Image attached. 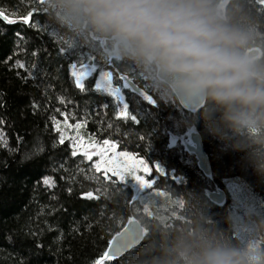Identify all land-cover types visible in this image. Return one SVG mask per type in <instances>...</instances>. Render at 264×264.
Here are the masks:
<instances>
[{
	"label": "trees",
	"instance_id": "trees-1",
	"mask_svg": "<svg viewBox=\"0 0 264 264\" xmlns=\"http://www.w3.org/2000/svg\"><path fill=\"white\" fill-rule=\"evenodd\" d=\"M47 2L48 12L39 0H0V11L15 20H0V132L6 140V145L0 143V264H95L130 218L145 228L144 242L103 264H137L145 245L160 247L177 227L191 226L200 217L230 234H248L251 221L246 213L251 209L264 214V179L246 161L245 153L212 134L199 118L200 110L185 112L177 100L165 101L152 93L134 65L106 63L102 54L107 42L58 22ZM237 2L258 33L249 51L259 49V58L264 57V6L256 0H233ZM29 12L25 23L23 17ZM68 38L98 52L93 61L97 71L84 80L83 91L69 71L77 58L68 56ZM16 61L25 67H17ZM101 69L112 71L119 84L121 76L130 78L155 101L123 90L128 111L139 123L117 118L113 98L95 90ZM131 97L137 102L132 103ZM66 117L73 126L81 124L86 141L107 140L120 152L144 160L152 169L151 200L134 199L133 189L115 176L105 178L95 169L94 159L81 152L72 156L70 144L58 142L56 124ZM194 131L201 135L209 156L211 179L199 171L185 148L184 141ZM156 165L165 175L156 172ZM44 177L54 186L43 184ZM230 185L237 196L228 192L225 205L208 199L209 191L228 190ZM89 192L92 198L83 195Z\"/></svg>",
	"mask_w": 264,
	"mask_h": 264
},
{
	"label": "clouds",
	"instance_id": "clouds-1",
	"mask_svg": "<svg viewBox=\"0 0 264 264\" xmlns=\"http://www.w3.org/2000/svg\"><path fill=\"white\" fill-rule=\"evenodd\" d=\"M47 7L58 22L105 40L103 58L140 69L160 99L202 101L208 130L244 152L264 179V57L249 52L258 33L238 2L48 0ZM246 217L244 236L197 218L160 247L145 245L137 264H264V214L250 209Z\"/></svg>",
	"mask_w": 264,
	"mask_h": 264
},
{
	"label": "snow or ice",
	"instance_id": "snow-or-ice-1",
	"mask_svg": "<svg viewBox=\"0 0 264 264\" xmlns=\"http://www.w3.org/2000/svg\"><path fill=\"white\" fill-rule=\"evenodd\" d=\"M260 5L264 6V0H258ZM40 4L44 6L43 10L48 12V9L45 6V0H40ZM31 12L28 13L27 16L23 17V20L25 23H28V17L31 16ZM0 18H3L8 23H14L15 20L10 19L3 11H0ZM54 36H58L59 33L53 29ZM19 35V34H17ZM82 48H87V51H81ZM61 52H64L65 49L61 48ZM98 52L88 46L82 45L76 41H74L72 38H68V56L69 57H76V60H73L72 63L69 65V71L71 76L75 80V84L78 88H80L82 91L84 90V80L88 78L92 73L97 71V64L93 62L95 60L96 55ZM35 55V53H33ZM85 59L89 61V63H84ZM106 63H117L116 61H110L106 60ZM16 65L19 68H24L25 65L20 63L19 61H16ZM30 74V73H29ZM121 80L124 81L123 87L125 89H130L132 92L138 91V89L135 87V85L131 84V82L127 79L125 76L120 77ZM113 72L112 71H105L101 69L99 71V76L95 81V90L97 91H103L107 93L108 96L113 98V101L115 102L117 106V118H125V119H131L134 123H139L135 115H132L129 113V99L126 98L119 86L113 87ZM140 95L143 96L145 100H148L150 103H155V101L152 99L150 95L145 94L144 92H140ZM131 102L136 103L135 97H131ZM104 107H107V105H104ZM0 123H3V121H0ZM65 124L67 125V117L65 118ZM68 127H74L75 129H79L81 127V124L77 123L74 126L73 125H67ZM57 130L59 131V127L57 125ZM82 137H75L70 140V144L72 146L71 155L76 156L77 155V144L80 140H82ZM65 140V135L63 132L59 135V143L63 144ZM0 143H3L6 145V140L4 139L3 133L0 132ZM104 145H108V141L105 140L103 142ZM91 147L94 149L93 153H90L88 151V148ZM110 147V146H109ZM40 147L38 146L36 151H40ZM83 153V157L87 159H91V156L93 154L98 155L101 157V159H104V152L107 151V149H101L96 150L95 144L92 142L91 138L89 139L88 145L84 146L83 148L79 149ZM27 158V156L25 157ZM107 164V168L105 169V178H107V173H111L113 176L118 177L121 181L125 179L126 175H130L131 179L135 181V184L140 189H150L152 188V185L154 181H148L145 180L142 176L137 175L138 172H144L147 174H151L152 169L147 165V163L142 159H135L131 163H129L127 160L125 161H112L107 160L105 161ZM96 170H99L101 168L100 163H96L94 165ZM155 170L157 173H160L161 175H164L163 170L159 167V165L155 166ZM43 184L46 186H54V181H52L48 177L43 178ZM87 198H92V193H86L83 194ZM134 199L136 196L133 197ZM138 239H139V229L138 226L135 225L133 219L128 220V226L125 227L122 231L118 232L113 239L109 242L108 249L103 253V256L95 261V264H103L104 260H111L117 256H120L124 253L130 252L133 248L138 246Z\"/></svg>",
	"mask_w": 264,
	"mask_h": 264
},
{
	"label": "rangeland",
	"instance_id": "rangeland-1",
	"mask_svg": "<svg viewBox=\"0 0 264 264\" xmlns=\"http://www.w3.org/2000/svg\"><path fill=\"white\" fill-rule=\"evenodd\" d=\"M40 1V0H39ZM48 0H45V2ZM253 50V49H252ZM93 75V73L89 76L91 77ZM99 76V73H98ZM97 76V78H98ZM88 77V78H89ZM87 79V78H86ZM146 79V78H145ZM146 81V80H145ZM113 87H117L119 86L121 88V91L123 93V95L125 96V92L123 91L125 88L123 87L124 81H122V84H119L114 76H113ZM152 93H155L152 91ZM126 97V96H125ZM169 101V100H167ZM57 125L59 127V135L61 132H63V134L65 135V140L64 142H67L68 144H70V140L72 138H75L77 136L82 137V133H81V127L79 129H75L74 127H68L67 125H71L68 121H67V125L65 124V120L60 121L56 124V129H57ZM188 141V140H187ZM186 142V141H184ZM88 145V141H86L84 138L82 140H80L77 144V152H81L79 149L83 148L84 146ZM71 146V144H70ZM96 146V150H101V149H107V151L104 152V159L102 160L100 156L93 154L91 156V159L95 160V164L96 163H100L101 164V168L99 169V171H102L105 174V169L107 168V164L105 163V161L107 160H112V161H125L127 160L129 163H131L133 160L137 159L134 155H131L130 153H125V152H120L116 146L115 143H112L110 141H108V145H104L103 142L99 143V144H95ZM110 146V147H109ZM72 147V146H71ZM88 151L90 153H93L94 149L89 147ZM137 175L142 176L145 180L151 181L149 179L151 174H147L144 172H138L136 173ZM107 175H111L113 176L110 172L107 173ZM165 175V173H164ZM116 177V176H115ZM121 183L125 184L126 186H129L130 188L133 189L134 194L136 196V198H138L140 201H142V203H146L149 200H151V196H152V188L150 189H140L138 188V186L135 184V181H133L131 179L130 175H126L125 179L123 181H121L118 177H116ZM52 187V186H51ZM227 192L230 193V195L232 194V198L234 196H237V189L234 186H229L228 190H226Z\"/></svg>",
	"mask_w": 264,
	"mask_h": 264
},
{
	"label": "water",
	"instance_id": "water-1",
	"mask_svg": "<svg viewBox=\"0 0 264 264\" xmlns=\"http://www.w3.org/2000/svg\"><path fill=\"white\" fill-rule=\"evenodd\" d=\"M256 2H257V4L260 5L258 0H256ZM0 20L7 23V21L4 20L3 18H0ZM249 52L251 54L255 55L257 58L261 54L259 49H253ZM127 79L131 82V84L135 85V87L138 89V91L132 92V93H134L137 96L143 97L140 95V92L145 93V90L143 88H141L139 85H137L135 82H133L130 78L127 77ZM177 101H178L179 106L185 112H188V113H197L199 110H201V105L203 103L202 101L200 103H197L195 101L189 102V101L184 100V99H177ZM184 144H185V142H184ZM185 148L189 154H191L195 157L199 171L206 178L211 179L212 178L211 162H210V159H209L207 152L205 151L204 144L202 141V137L198 132L194 131V132L190 133L189 140L185 144ZM208 199L216 205H219V206L225 205L228 201V192L226 190H223V189L209 191L208 192ZM133 220H134L135 225H137L138 229H139V239H138V246H137V247H139L144 242V240L146 238V230L142 226V224L140 223L139 220H137V219H133ZM127 226H128V223L125 225V227H127ZM137 247H135V248H137ZM135 248H133V249H135ZM127 253H129V252H127ZM125 254L126 253H124L120 256H117L111 260H117Z\"/></svg>",
	"mask_w": 264,
	"mask_h": 264
},
{
	"label": "flooded vegetation",
	"instance_id": "flooded-vegetation-1",
	"mask_svg": "<svg viewBox=\"0 0 264 264\" xmlns=\"http://www.w3.org/2000/svg\"><path fill=\"white\" fill-rule=\"evenodd\" d=\"M250 51H251V50H250ZM260 52H261V51H260ZM260 55H261V54H260ZM259 57H260V56H259ZM259 57H258V58H259ZM187 142H188V141H186L185 144H186Z\"/></svg>",
	"mask_w": 264,
	"mask_h": 264
}]
</instances>
